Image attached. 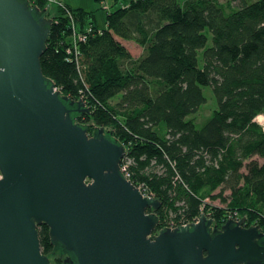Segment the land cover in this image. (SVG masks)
<instances>
[{
    "label": "trees",
    "instance_id": "obj_1",
    "mask_svg": "<svg viewBox=\"0 0 264 264\" xmlns=\"http://www.w3.org/2000/svg\"><path fill=\"white\" fill-rule=\"evenodd\" d=\"M28 1L43 12L47 6ZM66 7L78 32H92L69 55V20L52 6L42 73L90 110L79 122L113 131L124 145L128 180L160 203L156 232L205 213L217 228L235 215L264 233V130L255 122L264 114V0L231 11L219 0H121L112 11L103 4V29L92 13ZM129 42L141 57L131 55ZM203 88L216 108L197 125ZM254 156L262 163L244 164ZM224 191L226 208L206 202H224ZM38 235L42 254L61 264L45 225Z\"/></svg>",
    "mask_w": 264,
    "mask_h": 264
},
{
    "label": "water",
    "instance_id": "obj_2",
    "mask_svg": "<svg viewBox=\"0 0 264 264\" xmlns=\"http://www.w3.org/2000/svg\"><path fill=\"white\" fill-rule=\"evenodd\" d=\"M52 23L0 0V264H51L40 225L63 264H264V233L244 217L156 232L160 203L128 180L124 145L91 135L78 121L90 110L42 73Z\"/></svg>",
    "mask_w": 264,
    "mask_h": 264
},
{
    "label": "rangeland",
    "instance_id": "obj_3",
    "mask_svg": "<svg viewBox=\"0 0 264 264\" xmlns=\"http://www.w3.org/2000/svg\"><path fill=\"white\" fill-rule=\"evenodd\" d=\"M58 1H60L62 4L69 6L70 8H73V9L80 8V9H83L87 12L92 13V15L94 16V19L96 21V25L100 29L104 28V21H105V16H106V11L103 9V4L106 5L107 8H109V11H112V10L118 8L120 5V2H121V0H120V1H118V3L116 5H113L112 0H100V1H98V0H58ZM178 1H179V3H182L184 0H178ZM244 1H247V2L251 1L252 2L255 0H219V2L223 5V7L225 8L226 11L234 10L235 8L239 7ZM54 6H56V5H54ZM125 44L128 45V48L130 49L131 55L133 57L138 58V57L142 56L143 50L141 48H139L137 45H135L133 42H129V43H125ZM210 45H211V39H210V35H209L207 46H210ZM200 65H202V63H200ZM203 95L206 99V103L199 109L197 114H195L193 116V119L197 123V125H202L207 120L210 113L216 108L215 100H214L209 88H203ZM120 97H121L120 95L116 96L110 102V104L112 106H114L120 100ZM261 117L262 118L257 119L256 123L258 124V122H259L261 125H263L264 114H262ZM83 124H87L90 127H94L92 122L83 123ZM250 160H257L259 163H262L261 159H259L257 156H254L253 158L246 160L244 162V164H247ZM242 172H245L244 168L242 169ZM216 193H218V190L214 194H216ZM223 196L225 198L224 202H221L220 199L206 200V202L209 205L214 206V207L226 208V206L228 205V201H229V199H228L229 191H224ZM51 261L53 263L54 258H51Z\"/></svg>",
    "mask_w": 264,
    "mask_h": 264
},
{
    "label": "built area",
    "instance_id": "obj_4",
    "mask_svg": "<svg viewBox=\"0 0 264 264\" xmlns=\"http://www.w3.org/2000/svg\"><path fill=\"white\" fill-rule=\"evenodd\" d=\"M46 1H47V6L45 7V11H44V13L46 12L45 15H47V13L51 10V7L52 6L53 7H56V8H59V9H62L65 12V16L68 18L69 24H70V28H71V35H70V38H71L70 46L71 47H69L67 49V53L70 55L71 54V51H73L75 54L78 55L79 53H78L77 43L78 42H84L86 40L87 36L92 32V28L91 27H87L85 30H82L81 32H78L76 30L77 27H76V24H75V20H74L73 16L71 15V13L69 12V10L67 9V7H66L65 4H62L58 0H46ZM54 5H56V6H54ZM48 6H49V8H48ZM76 64L77 65H80V62L77 61ZM258 117L255 118V122H257V119L262 118L261 115H260L259 118ZM258 124L264 130V123H263V125H261L258 122ZM122 170L124 171V168H122ZM0 178H1V174H0ZM229 218L230 219H234V220L239 219L235 215H234V217L230 216ZM195 221H197V219H195L193 222H195ZM187 224H183V225H187ZM175 227L176 226H174L173 224H170V226H168L167 228H175Z\"/></svg>",
    "mask_w": 264,
    "mask_h": 264
},
{
    "label": "flooded vegetation",
    "instance_id": "obj_5",
    "mask_svg": "<svg viewBox=\"0 0 264 264\" xmlns=\"http://www.w3.org/2000/svg\"><path fill=\"white\" fill-rule=\"evenodd\" d=\"M80 123H82V122H80ZM82 124H83V123H82ZM92 132H93V131L90 132L91 135H92ZM201 214H202V213H201ZM203 214H205V213H203ZM205 216H206L207 218H209V217H208V214H205ZM197 219H198V218H197ZM209 219H211V218H209ZM228 219H230V218H228ZM211 220H212V219H211ZM212 221H213V220H212ZM213 226H214V227H217L216 224L214 223V221H213ZM58 257H61V256H58ZM61 260H62L61 264H63V260H64V258L61 259ZM50 261H51V260H50ZM53 262H54V261H53ZM51 264H55V263H52V261H51Z\"/></svg>",
    "mask_w": 264,
    "mask_h": 264
},
{
    "label": "clouds",
    "instance_id": "obj_6",
    "mask_svg": "<svg viewBox=\"0 0 264 264\" xmlns=\"http://www.w3.org/2000/svg\"><path fill=\"white\" fill-rule=\"evenodd\" d=\"M46 16V15H45ZM47 17V16H46ZM48 18V17H47ZM97 127V126H96Z\"/></svg>",
    "mask_w": 264,
    "mask_h": 264
},
{
    "label": "crops",
    "instance_id": "obj_7",
    "mask_svg": "<svg viewBox=\"0 0 264 264\" xmlns=\"http://www.w3.org/2000/svg\"><path fill=\"white\" fill-rule=\"evenodd\" d=\"M69 7V6H68Z\"/></svg>",
    "mask_w": 264,
    "mask_h": 264
}]
</instances>
